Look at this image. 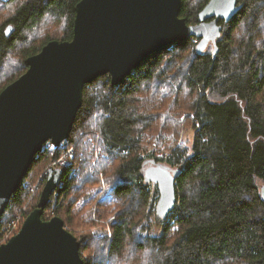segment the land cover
Returning a JSON list of instances; mask_svg holds the SVG:
<instances>
[{
    "label": "trees",
    "instance_id": "trees-1",
    "mask_svg": "<svg viewBox=\"0 0 264 264\" xmlns=\"http://www.w3.org/2000/svg\"><path fill=\"white\" fill-rule=\"evenodd\" d=\"M79 1L0 0V8L11 9L0 21V92L49 41L72 39ZM209 1L183 0L180 16L198 23ZM238 5L229 21L218 22L204 48H198L201 38L190 37L157 50L120 83L112 84L109 75L93 80L65 146L46 143L36 156L24 179L31 183L66 148L73 150L43 218L53 208L64 220L81 240L84 264H105L107 256V264H264V201L257 184L264 182V0H238ZM48 18L63 24L61 35L38 34ZM150 84L193 93L186 104L193 112L190 138L176 147L183 114L164 113L174 111L171 106L160 111L155 93L144 103L142 92ZM143 106L152 112H143ZM162 115L172 133L153 122ZM151 133V139L170 142L169 155L140 153ZM151 160L178 172L177 201L167 217L156 213L159 189L144 175ZM101 173L109 193L99 209L115 206L105 237L92 232L103 224L86 213L100 194ZM44 184L36 191L22 184L14 193L0 220L2 243L15 214H23L22 226L37 206ZM112 212L104 211L105 218ZM99 256L104 259L97 261Z\"/></svg>",
    "mask_w": 264,
    "mask_h": 264
},
{
    "label": "water",
    "instance_id": "water-1",
    "mask_svg": "<svg viewBox=\"0 0 264 264\" xmlns=\"http://www.w3.org/2000/svg\"><path fill=\"white\" fill-rule=\"evenodd\" d=\"M183 0H80L71 40L54 39L27 59L28 69L0 92V220L44 144L70 135L86 86L102 75L122 82L157 50L190 37L204 48L238 0H210L199 22L180 16ZM9 26L7 33L11 34ZM64 170L50 166L37 206L18 233L0 244V264H84L81 242L60 216L44 219ZM177 170L150 161L147 182L159 189L157 214L174 209ZM264 201V184L261 186Z\"/></svg>",
    "mask_w": 264,
    "mask_h": 264
},
{
    "label": "rangeland",
    "instance_id": "rangeland-1",
    "mask_svg": "<svg viewBox=\"0 0 264 264\" xmlns=\"http://www.w3.org/2000/svg\"><path fill=\"white\" fill-rule=\"evenodd\" d=\"M10 10L11 9H8V8H5V9L0 8V21L5 16L8 15ZM62 27H63V24H61V25L55 24L51 18H48L45 21V23L42 24L41 27H39L37 32L40 36L44 35L45 33H48V34L53 35V36H59V35H61V32L63 30ZM178 63H181L183 65L182 61H180ZM154 93L158 94L157 99H156V103L160 107V111L163 110L164 107L168 108V106H171L174 108V111L168 110V111H164V113H166V112L174 113L175 112L179 116L181 115V113L183 114L181 117V120L183 121V126H184V128H182L183 130L181 131L182 133H181L177 142H174V141H173L174 143L171 142V143H173V146L176 147L180 142H182L183 139L185 140V138H190V133H189L190 130H189V126H188V121L190 120L193 112H187L188 110L186 109V104L190 101V99H192L191 97H192L193 93H186V91H184L182 93L175 94L172 92L171 85H169V84H167L163 87H160V88H156L153 84H150L142 92L144 103L151 102V100H149V99L154 96ZM160 95H161L162 101L158 100ZM142 109H143V112L144 111L152 112L150 109H147L144 106ZM158 114H159V112H158ZM167 115H164V116L162 115L161 117L158 116L157 119L153 120V122L156 121L157 127L160 125L161 126L163 125V128L166 129V131H168V132L171 131L170 133H172L173 128L167 129L165 124L163 123V119L167 118L168 117ZM93 132L97 135V142L99 144L100 135H98L95 130ZM156 134H158L157 130H156ZM145 136H146V138L144 139L143 143L140 145V148H139V151H140V153H142L143 156L147 157L150 152H152L153 154L161 155V156L170 154V150H169L170 142L169 141H165L163 137L151 139L153 137L152 133H151V136H149V134H146ZM96 148H98V150H96L95 159H94V166H95V163H96L98 157L100 156L99 155L100 154L99 153V146L97 145ZM63 152H65V151H63ZM48 167H49V165H47V167L44 170H46ZM95 169H96L95 167H92L91 171L94 173ZM42 174H41V176H42ZM40 177L37 178L36 183H31L28 180H26V181L29 184H31L32 187H36V185L38 184V181L40 180ZM101 179L102 180H101V186L99 187V189H100L99 196L97 197L96 201H94L88 208H86L87 216L90 214V217L95 222L103 224L102 226H97V227L92 229V232L95 233V235L97 237H105V234L108 233V231L110 230L109 229V222L114 217V214H113L114 210L113 209H115V206H111L110 208L105 207L101 210L99 209L98 203L100 201H102L109 193L108 192V190H109L108 185L105 183L106 182V176L104 175V173H101ZM43 184H44V182L42 183V185ZM257 184L261 188V186L264 184V182L262 180L257 179ZM95 190H96V188H94V190H93L94 194H95ZM109 210H110V212H112V211L113 212L111 213L110 216H108V218H105L106 214L104 213V211L109 212ZM48 214L51 216L56 215L53 208H51V210H49ZM17 215L18 214H15L14 217H16ZM12 219L9 221L8 225L6 226L7 228L9 226V224L11 223ZM104 225H105V227H104ZM69 226L71 228L74 227L71 223L69 224ZM7 228L5 230H7ZM5 230L3 231V234L5 233ZM75 230H76V232L81 231L80 229H75ZM3 236H5V235H3ZM85 253H86L85 255L87 257H90V255H89L90 252L85 250ZM92 256L94 257L95 255L93 253H91V257ZM105 257H106V255H105ZM95 259H96V257H95ZM102 259H104L103 256H99V258H97V261H100ZM105 261H106L105 264L109 263V257L108 256L105 258Z\"/></svg>",
    "mask_w": 264,
    "mask_h": 264
},
{
    "label": "built area",
    "instance_id": "built-area-1",
    "mask_svg": "<svg viewBox=\"0 0 264 264\" xmlns=\"http://www.w3.org/2000/svg\"><path fill=\"white\" fill-rule=\"evenodd\" d=\"M49 144L52 145L53 148H55L56 146L53 145L50 141L47 142ZM61 145L65 146V141L62 142ZM73 155V150L71 148H66L65 152H63L58 158L54 159L52 161V163L49 165L50 166H54V167H62L63 165H66L69 163V159L68 156ZM48 167V168H49ZM48 168L45 170V172L42 174V176L40 177V180L38 181V184L36 185V187H32L34 191L38 190L41 186V183H45L47 176H48ZM23 185L25 186H30V184L26 181L23 180ZM36 189V190H35ZM48 219H51V215L47 214ZM24 219L23 214H18L16 217H14L11 221V223L9 224L7 230H5L4 233V239L8 240L10 237H12L14 234L18 233V231L21 229V222ZM2 242H0L1 244Z\"/></svg>",
    "mask_w": 264,
    "mask_h": 264
}]
</instances>
